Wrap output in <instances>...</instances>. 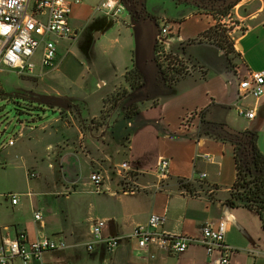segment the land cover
I'll use <instances>...</instances> for the list:
<instances>
[{"label": "crops", "instance_id": "crops-1", "mask_svg": "<svg viewBox=\"0 0 264 264\" xmlns=\"http://www.w3.org/2000/svg\"><path fill=\"white\" fill-rule=\"evenodd\" d=\"M178 1L180 8L170 17L146 15L144 21L153 24L152 28L145 25V36L156 41L158 31L167 25L166 49L185 53L201 63L205 75L182 78L170 88L166 85L169 91L163 92L156 79L161 75L154 48L152 60L148 56L136 58L125 71L116 54L109 63L100 62L99 67L112 68V74H100L95 88L110 85L115 90L117 83L125 82L128 100L141 97L133 103L136 114L104 115L105 95L92 101L88 95L80 100L63 93L62 97L81 106L73 102L77 106L74 111L48 105L58 115L36 126L21 122L14 145H6L26 153L23 166L27 172L37 173L33 178H38L35 186L41 192L24 193L26 204L20 203L18 195L17 204L12 203V194L1 195L11 202L5 206L0 201V245L4 239H15L21 233L27 242L46 236L56 243H66L65 249L46 251L41 260H32L31 264H221L219 251L209 254L204 247L192 245L172 256L153 245L139 249L137 240L130 236L136 227L146 225L152 214L165 218L159 232L191 237L200 236L208 223L228 218L225 242L234 249L230 264H264V230L259 216L227 203L237 178L235 147L229 141L202 136L198 130L203 118L237 132L254 131L259 134L258 148L264 154V97L241 103L255 108L254 119L239 117L235 108L238 79L249 71L264 70V0H240L227 16ZM92 4L87 5L90 14L94 13ZM83 5L85 0L73 9ZM129 15L131 21L125 32L138 33L139 23L130 11ZM220 23L228 28L236 61L231 55L229 61L224 51L210 42L185 45ZM74 29L78 35V28ZM124 43L132 45L131 35ZM61 53L59 48V57ZM133 69L142 75L138 90H133L126 79ZM82 85L76 84L79 88ZM123 122L127 127H122ZM161 158L170 160V174L159 187L153 169ZM126 161L142 172L134 176L138 190L130 194L119 192L123 181L118 170ZM93 172L104 177L99 192L90 180ZM203 174L207 177L202 178ZM182 179L189 182L187 195L180 187ZM38 212L41 221L35 219ZM97 221L106 223L104 236L122 239L113 252L103 244L88 251L92 226ZM10 264L22 263L17 258Z\"/></svg>", "mask_w": 264, "mask_h": 264}, {"label": "built area", "instance_id": "built-area-1", "mask_svg": "<svg viewBox=\"0 0 264 264\" xmlns=\"http://www.w3.org/2000/svg\"><path fill=\"white\" fill-rule=\"evenodd\" d=\"M84 0H0V68L15 71L21 76H39L53 71L59 67V43L57 39L68 42L75 41L76 30L72 27L71 16L73 7L80 5ZM125 10L123 0H103L93 7V12H102L114 20ZM231 18V17H230ZM223 28V24L220 23ZM169 37L167 25L160 29L157 37L159 51L156 52L158 68L166 75V83L172 86L178 79L186 75H205L206 68L199 62H193L182 57L176 51L166 49ZM194 41L213 42L209 37H199L188 41L187 45H193ZM38 55L39 63L35 64L33 58ZM264 97V70L249 71L243 78L238 79V97L235 105L239 117L254 119L255 108L241 105L248 99L259 100ZM187 122V119L184 120ZM8 146L14 145V139H10ZM170 160L161 158L154 169L159 187L169 177ZM118 172L123 181L119 192L124 194L134 193L138 186L133 179L138 173H142L130 162L126 161L119 167ZM30 177H36L29 173ZM207 175L203 174L202 178ZM90 180L99 192L104 184V177L100 172H93ZM183 194H188L183 190ZM12 203H18L17 195H10ZM37 221L42 220L40 212L35 214ZM163 216L152 214L146 225L134 229L130 238L136 239L139 249L150 245L165 251L168 255H180L190 246L199 245L209 254L219 251L220 263L230 264L234 249L225 242L228 229V218L221 219L216 224L208 223L204 226L200 236L191 237L159 232V227L164 223ZM106 223L97 221L92 226V240L87 244L88 251H93L96 245L103 244L113 252L121 243L119 237L104 236ZM64 241L56 243L49 237L43 236L27 242L23 233L15 239H4L0 245V264H10L19 258L22 264H31L32 260H41L43 253L49 250L65 249Z\"/></svg>", "mask_w": 264, "mask_h": 264}, {"label": "rangeland", "instance_id": "rangeland-1", "mask_svg": "<svg viewBox=\"0 0 264 264\" xmlns=\"http://www.w3.org/2000/svg\"><path fill=\"white\" fill-rule=\"evenodd\" d=\"M101 1L85 0V5L73 9L71 24L73 28H78L79 33L73 42L56 40L62 50L58 69L46 72L45 75H41L42 77H29L18 75L15 71L3 67L0 68V93L5 95V98H0V201L5 206H9L8 201L10 200H4L1 195L16 194L20 203L26 204L28 198L25 197L24 193L41 192L35 186L38 183V178L34 179L29 176V173H34L36 176L37 173L30 170L27 172V169L23 166L25 159H27L26 153H19L18 147L9 148L6 145L10 138L15 139L17 137L20 123L24 122L26 125L33 124L36 126L40 121L50 120L55 114L58 115L52 112L48 105L74 108V111L77 106H81L74 100L62 97L63 93L78 96L80 100H85L84 96L88 95L92 101H96L101 98L100 96L105 95L104 100H102L104 103L102 113L104 115L113 113V117H117V114L121 112L125 116L128 113H134L137 106H128L129 100L126 98L125 82L117 83L115 90H112L110 85L105 87L102 85L100 89L95 88V81L98 76L108 77L112 74V68L105 66V69L102 70L99 67L100 62L109 63L118 54L121 69L125 71L127 67L131 68L133 66L136 58L141 59L148 56L152 60L153 52L151 49L154 48L155 40L152 37L145 36V25L152 28L153 23L145 22V16L151 14L152 16L164 15L170 17L180 8V4H177L179 3L178 0H144V3L138 0H130L128 2L130 6L136 3L141 4V7H137L138 9L135 10L133 15L134 19L137 20L136 23H139V32L137 33L136 30L125 32L128 23L131 21L126 6V9L115 20L102 12L90 14L87 5H91V2L97 5ZM220 30H224V28L221 27ZM157 34H159V31ZM130 35L132 38L131 46L124 43V39L129 38ZM116 38L120 40L119 43L114 42ZM185 44H188V42ZM194 44H196L195 41ZM149 45L151 48H149ZM157 47V51L161 50L159 46ZM224 49L227 51L226 45ZM235 51V48L231 49L230 54L234 61L237 60ZM181 55L183 58L195 62L185 53H181ZM210 58H212L211 55ZM33 62L35 64L39 63L38 55L33 58ZM182 78L178 79L177 82ZM79 83L83 84L80 88L76 86ZM172 86H169V88ZM169 88L164 84H160L159 89L167 92ZM149 100H151V97ZM34 101L40 103H34ZM73 102L77 106L73 105ZM38 117L44 118L39 120ZM33 119H36V121H33ZM206 126L207 124L199 123V132H203ZM122 127H127V122H123ZM258 142L259 137L257 145ZM188 183L183 179L180 181L182 191L190 192L187 189ZM43 198L48 199V197Z\"/></svg>", "mask_w": 264, "mask_h": 264}, {"label": "trees", "instance_id": "trees-1", "mask_svg": "<svg viewBox=\"0 0 264 264\" xmlns=\"http://www.w3.org/2000/svg\"><path fill=\"white\" fill-rule=\"evenodd\" d=\"M129 1L130 0H123L124 3H128ZM138 1L144 3V0ZM183 1L189 4L193 3L199 8L208 10L218 16H227L230 10L234 8V6L238 4L240 0ZM131 6L135 9H138L137 7H141V4L136 3L131 4ZM128 10L131 14L130 8ZM219 28H221V26L220 24H217L203 33L200 37H209V39L213 40L211 44L216 45L220 50L224 51L229 60L231 49L234 48V44L230 41L228 29L224 28V30L219 31ZM225 45L227 46V51L224 49ZM157 46V41H155V52H157ZM159 72L161 76L156 75V79L158 80L157 82L159 84L167 85L166 75L160 69ZM126 79L133 90H138L142 87V75L136 69L128 72ZM0 98H5V95L0 93ZM140 98L135 99L137 101ZM145 98L149 99L150 97ZM135 99L129 100L128 106L134 107L133 103L136 102ZM134 114H136V111L134 113H128L126 116L131 117ZM201 123L207 124L204 131L200 132L202 136L204 135L223 141H229L235 147L237 178L231 189L230 197L227 201L228 205L233 208L242 207L251 211H255L260 218L264 230V154L259 150L257 145L259 137L258 133L254 131H244L240 132L239 135H232L224 129L225 125L223 124L208 123L204 121L203 118Z\"/></svg>", "mask_w": 264, "mask_h": 264}, {"label": "water", "instance_id": "water-1", "mask_svg": "<svg viewBox=\"0 0 264 264\" xmlns=\"http://www.w3.org/2000/svg\"><path fill=\"white\" fill-rule=\"evenodd\" d=\"M124 4H125L126 8L129 9L128 4H127V3H124ZM224 129H225L228 133H230V134H232V135H239V134H240V132H237V131L231 129V128L228 127L227 125L224 126Z\"/></svg>", "mask_w": 264, "mask_h": 264}, {"label": "flooded vegetation", "instance_id": "flooded-vegetation-1", "mask_svg": "<svg viewBox=\"0 0 264 264\" xmlns=\"http://www.w3.org/2000/svg\"><path fill=\"white\" fill-rule=\"evenodd\" d=\"M126 3V2H125ZM128 4V3H127ZM128 6H129V8H130V10H131V15L133 14L134 15V12H135V8H133L132 6H130L129 4H128Z\"/></svg>", "mask_w": 264, "mask_h": 264}]
</instances>
